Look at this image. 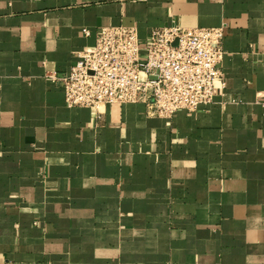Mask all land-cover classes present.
<instances>
[{"label": "crops", "instance_id": "0c3cea01", "mask_svg": "<svg viewBox=\"0 0 264 264\" xmlns=\"http://www.w3.org/2000/svg\"><path fill=\"white\" fill-rule=\"evenodd\" d=\"M171 21L224 31L195 112L67 108L46 77ZM0 264H264V0H0Z\"/></svg>", "mask_w": 264, "mask_h": 264}, {"label": "built area", "instance_id": "2783aa9c", "mask_svg": "<svg viewBox=\"0 0 264 264\" xmlns=\"http://www.w3.org/2000/svg\"><path fill=\"white\" fill-rule=\"evenodd\" d=\"M223 37V28H181L171 21L152 29L141 48L136 28L102 27L94 48L76 53L68 72L46 77L62 89L67 108L142 103L147 115L169 119L210 104L216 82L225 88Z\"/></svg>", "mask_w": 264, "mask_h": 264}, {"label": "rangeland", "instance_id": "374dc122", "mask_svg": "<svg viewBox=\"0 0 264 264\" xmlns=\"http://www.w3.org/2000/svg\"><path fill=\"white\" fill-rule=\"evenodd\" d=\"M145 54V53H144ZM143 52H141V55H144Z\"/></svg>", "mask_w": 264, "mask_h": 264}, {"label": "water", "instance_id": "95a60500", "mask_svg": "<svg viewBox=\"0 0 264 264\" xmlns=\"http://www.w3.org/2000/svg\"><path fill=\"white\" fill-rule=\"evenodd\" d=\"M174 45H175V43H174Z\"/></svg>", "mask_w": 264, "mask_h": 264}]
</instances>
